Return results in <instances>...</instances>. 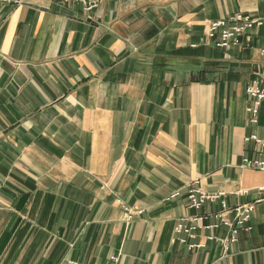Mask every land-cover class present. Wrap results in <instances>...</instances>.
<instances>
[{
	"label": "crops",
	"instance_id": "1",
	"mask_svg": "<svg viewBox=\"0 0 264 264\" xmlns=\"http://www.w3.org/2000/svg\"><path fill=\"white\" fill-rule=\"evenodd\" d=\"M235 13L264 18V0L0 4V264H264V172L241 166L264 138V103L257 125L246 112L264 31L224 51L207 35ZM195 180L263 198L226 256L174 241Z\"/></svg>",
	"mask_w": 264,
	"mask_h": 264
},
{
	"label": "built area",
	"instance_id": "2",
	"mask_svg": "<svg viewBox=\"0 0 264 264\" xmlns=\"http://www.w3.org/2000/svg\"><path fill=\"white\" fill-rule=\"evenodd\" d=\"M27 0H0L2 5H22ZM62 3L75 2L81 4L83 9L91 13L98 10L105 0H56ZM264 31V18L251 16L246 13L231 14L225 19L216 20L209 25L208 38L215 48L228 50L231 47H250L254 36ZM264 56V48L260 50ZM247 95L250 104L246 112L248 122L257 125L260 108L264 103V75L254 78L247 87ZM241 166L259 172H264V138L253 133L244 138V154ZM264 192V186L258 189ZM247 194L248 191L238 192ZM180 195L179 192L172 194L167 200H172ZM227 193L218 191L209 193L205 191L199 180L193 181L187 188V205L195 210V215L180 217L174 228V241L186 247L188 251L199 250L207 247L210 242H217L223 248V255L230 253L231 247L238 241L241 232L252 231V216L256 204L263 201L260 198L252 203L231 206L227 199ZM207 204H217L220 209L215 212H202ZM143 210H135L129 207L124 208L125 221L132 222L137 216L143 214ZM225 229L227 234L223 237L214 235L212 232ZM204 232V242H194ZM70 264H76L70 262Z\"/></svg>",
	"mask_w": 264,
	"mask_h": 264
}]
</instances>
